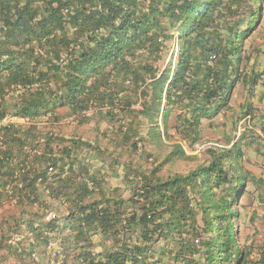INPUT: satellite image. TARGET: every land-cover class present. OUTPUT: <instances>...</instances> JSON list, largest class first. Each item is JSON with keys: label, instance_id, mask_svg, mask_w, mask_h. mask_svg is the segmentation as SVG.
Segmentation results:
<instances>
[{"label": "trees", "instance_id": "1", "mask_svg": "<svg viewBox=\"0 0 264 264\" xmlns=\"http://www.w3.org/2000/svg\"><path fill=\"white\" fill-rule=\"evenodd\" d=\"M263 7L0 0V264H264V240L240 238L244 136L159 174L239 78L264 99V47L240 70Z\"/></svg>", "mask_w": 264, "mask_h": 264}, {"label": "rangeland", "instance_id": "2", "mask_svg": "<svg viewBox=\"0 0 264 264\" xmlns=\"http://www.w3.org/2000/svg\"><path fill=\"white\" fill-rule=\"evenodd\" d=\"M172 45L176 49V45ZM258 47H264V7L257 25L245 42L244 59L240 67L242 72L251 71L255 59L253 54L250 55L251 58L249 54L253 48L255 52ZM256 68L259 71L263 70L258 66ZM262 72L264 73V71ZM261 83L262 81L259 82V84ZM262 92V86L252 89L239 78L234 93L232 91L231 106L214 119L212 123L214 125L209 126V121H204L202 139L199 142L192 145L183 142L189 158L171 161L159 173L162 177L168 173H186L209 158L207 154L209 144L218 143L222 147L229 148L238 140V137L244 136V140L240 141L243 152L241 162L244 169L249 170L252 175L248 177L245 191L240 195L237 203L241 214L238 224H240L242 241L248 236H254L261 241L264 240V187L256 181L258 179L264 180V138L257 132L264 126V121L261 122L264 120V99L259 100ZM64 126H66L64 127L65 131H68V128L87 137H92L86 128L81 129L69 123H65ZM179 138V136L176 137V139ZM169 144L171 143L160 148H152V150L163 158L166 152L171 149ZM147 163L152 164L151 162ZM2 214L3 210L0 211V218Z\"/></svg>", "mask_w": 264, "mask_h": 264}, {"label": "crops", "instance_id": "3", "mask_svg": "<svg viewBox=\"0 0 264 264\" xmlns=\"http://www.w3.org/2000/svg\"><path fill=\"white\" fill-rule=\"evenodd\" d=\"M65 124V123H64ZM64 124L61 126L62 128V133H65V134H67V135H72V134H74L75 132L73 131V130H70V129H68L67 128V130L68 131H65V128L64 127H66V126H64ZM68 124V123H67ZM68 126V125H67ZM257 132L260 134V135H262V137L264 138V130H262V127L260 128V130H257ZM78 134H80V135H82L81 133H78ZM85 136V135H84ZM87 137V136H86Z\"/></svg>", "mask_w": 264, "mask_h": 264}, {"label": "built area", "instance_id": "4", "mask_svg": "<svg viewBox=\"0 0 264 264\" xmlns=\"http://www.w3.org/2000/svg\"><path fill=\"white\" fill-rule=\"evenodd\" d=\"M137 106L139 107V106H140V104H137ZM209 146H213V147H220L221 145H220V144H218V143H211V144H209Z\"/></svg>", "mask_w": 264, "mask_h": 264}]
</instances>
